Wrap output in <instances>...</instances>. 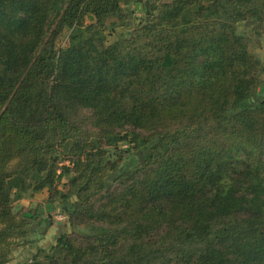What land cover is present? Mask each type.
Instances as JSON below:
<instances>
[{
  "label": "trees",
  "instance_id": "trees-1",
  "mask_svg": "<svg viewBox=\"0 0 264 264\" xmlns=\"http://www.w3.org/2000/svg\"><path fill=\"white\" fill-rule=\"evenodd\" d=\"M136 1L0 0V264H264V0Z\"/></svg>",
  "mask_w": 264,
  "mask_h": 264
},
{
  "label": "rangeland",
  "instance_id": "rangeland-1",
  "mask_svg": "<svg viewBox=\"0 0 264 264\" xmlns=\"http://www.w3.org/2000/svg\"><path fill=\"white\" fill-rule=\"evenodd\" d=\"M170 1V0H167ZM123 6L130 7L132 10H134V15H133V21L136 23L140 17L144 14L145 8L144 5L140 2H137L136 0H125L123 3ZM190 20V15L189 12H185L182 16V18L177 22V24H184L187 23ZM252 51L255 53L256 57L264 61V38L262 39L261 42H254L251 47ZM121 146L123 148H127L128 144L127 143H122ZM115 157V156H113ZM65 179H63L62 182H64ZM61 188H64V183L60 184ZM48 193L47 191H44L42 193H36V194H30L27 193L24 195L22 199L16 200L14 203L15 210L18 211L22 208H28V207H38L39 204L44 205L45 198L47 197ZM41 207V208H42ZM40 208V207H39ZM48 212H44L43 216H47ZM53 220L54 223L49 226V228L46 230L49 235L53 234L52 238L50 239V242L48 241L47 247H50L55 239L62 233V232H71V231H76V232H82L86 233L88 232L87 227L84 225L80 224H73L70 221H68L67 217H65V214L62 210V208L57 207L53 211ZM54 225V226H53ZM41 230L37 231L35 234H33L30 239L32 240L31 242L27 244H22L19 247H17L12 255H11V260L7 264H20V262L30 258L36 251L39 245L38 242V237L41 235V231L43 228H40ZM46 232V233H47ZM46 239V238H45ZM47 240H44L43 243H46ZM44 246V245H43Z\"/></svg>",
  "mask_w": 264,
  "mask_h": 264
},
{
  "label": "crops",
  "instance_id": "crops-1",
  "mask_svg": "<svg viewBox=\"0 0 264 264\" xmlns=\"http://www.w3.org/2000/svg\"><path fill=\"white\" fill-rule=\"evenodd\" d=\"M54 226V225H53ZM52 236H53V234H51V235H49V233L47 232V233H45L44 235H40L37 239H38V242L37 243H39V245L40 246H43L44 245V247H47L46 245H47V243H48V241L50 242V239L52 238ZM46 238V239H45ZM44 240H47V242L46 243H43V241ZM56 240V239H55ZM56 241H54L52 244H54Z\"/></svg>",
  "mask_w": 264,
  "mask_h": 264
}]
</instances>
